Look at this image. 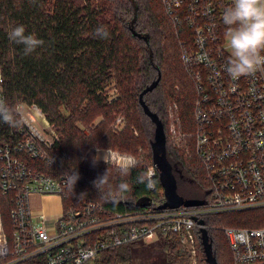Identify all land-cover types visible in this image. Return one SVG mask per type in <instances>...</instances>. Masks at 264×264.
I'll use <instances>...</instances> for the list:
<instances>
[{
	"label": "built area",
	"instance_id": "1",
	"mask_svg": "<svg viewBox=\"0 0 264 264\" xmlns=\"http://www.w3.org/2000/svg\"><path fill=\"white\" fill-rule=\"evenodd\" d=\"M161 2L179 34L191 38L182 40V61L196 91L192 129L183 123L179 106L173 102L166 137L184 158L195 154L201 161L210 190L200 197L205 203L161 208L165 196L156 184L155 164L146 173L152 184L147 183L152 192L147 206L112 211L93 200L65 203L68 178L53 176L33 164L55 162L50 151L59 136L36 103L21 102L13 108L23 126L0 124V190L11 193L14 200L11 239L0 212V264H25L35 256H42L43 264H87L102 250L158 235L177 240L195 255L202 244L201 228H210L209 216L254 210L259 211L254 217L259 226L221 229L228 239L231 264H264V71L235 81L226 71L231 50L222 14L231 0ZM0 96L7 100L1 68ZM117 121L124 118L119 116ZM110 149L115 157L111 166L119 168L129 154ZM133 157L138 164L140 159ZM33 194L61 201L53 225L47 223V214L34 211Z\"/></svg>",
	"mask_w": 264,
	"mask_h": 264
},
{
	"label": "trees",
	"instance_id": "2",
	"mask_svg": "<svg viewBox=\"0 0 264 264\" xmlns=\"http://www.w3.org/2000/svg\"><path fill=\"white\" fill-rule=\"evenodd\" d=\"M134 17V28L141 36L132 32ZM17 24L25 25L27 33H35L44 45L25 56L23 46L9 41L7 36L9 28ZM100 26L109 32L108 39L95 36ZM184 39L191 38L179 34L161 0H0V67L5 95L13 107L21 102L36 103L54 125L59 140L50 154L55 162L33 164L57 177L78 173L75 185L69 182L65 203L93 200L109 210L123 211L138 208V198L152 195L147 182H137L154 164L151 142L155 134V123L144 112L139 95L161 71L157 87L144 96L146 103L159 115L167 131L169 108L176 102L183 123L192 129L196 91L182 61ZM113 83L119 96L109 104L108 87ZM118 108L125 110V116L115 115ZM100 115L104 120L95 124ZM119 116H123L125 124L117 132L113 123ZM1 132L0 128V136ZM96 148H117L138 157L140 162L128 176H121L119 168L101 160L93 162ZM167 154L175 167L179 193L182 194L185 178L193 176L206 191L203 196H207L209 184L198 157L193 154L184 158L169 141ZM107 170L112 188L105 186L99 192L93 181ZM122 181L128 182L131 190L116 195V186ZM156 184L163 188L159 177ZM13 201L11 193L0 190V212L10 239L14 230ZM258 213H232L223 224L259 226L254 218ZM215 219L216 216L206 219L214 254L219 264H231L224 252L226 245L230 250L229 244H224L218 233L223 225ZM175 241L170 258L172 263L183 264L187 262L186 254ZM199 247L203 253L202 244ZM131 260L126 243L100 251L89 264H122ZM24 263L43 264V257L35 256Z\"/></svg>",
	"mask_w": 264,
	"mask_h": 264
},
{
	"label": "clouds",
	"instance_id": "3",
	"mask_svg": "<svg viewBox=\"0 0 264 264\" xmlns=\"http://www.w3.org/2000/svg\"><path fill=\"white\" fill-rule=\"evenodd\" d=\"M35 3V0H31ZM223 24L226 26V37L228 47L231 50V58L228 61L226 71L232 80H238L243 76L254 75L258 71H264V0H231L230 6L226 7L222 14ZM9 41L16 45L23 46V54L29 56L38 48L44 45V40L37 37L35 33H27L23 24L11 26L7 32ZM95 36L99 39H108L109 32L104 26L95 30ZM23 120L18 118L13 106L0 96V124H7L10 127L20 128ZM101 157H94L95 163ZM102 159L109 166L114 163L110 148L104 150ZM137 165L136 159L131 156L123 157L119 172L121 176H128ZM72 186L79 179L78 173L68 175ZM139 183H148L151 187V177L142 174L137 178ZM94 186L101 192L105 186L111 190L108 170L93 181ZM130 185L122 181L116 186L115 194L122 195L130 191ZM112 194L111 191L109 193Z\"/></svg>",
	"mask_w": 264,
	"mask_h": 264
},
{
	"label": "rangeland",
	"instance_id": "4",
	"mask_svg": "<svg viewBox=\"0 0 264 264\" xmlns=\"http://www.w3.org/2000/svg\"><path fill=\"white\" fill-rule=\"evenodd\" d=\"M108 89H109V91H108V95L106 98V102L111 104L116 98H118L119 89L116 87L115 83L110 85L108 87ZM174 98L178 99L176 96H174ZM117 110H120V109L118 108ZM117 110L115 112V115L122 114L123 116H125V114H124L125 110H120V111H117ZM123 116H121V117H123ZM103 120H104L103 116L100 115L96 118L94 123L99 124ZM126 123H127V120H126ZM124 124H125V120L123 122H118L116 120L115 123H113V130H115L117 132L120 131L121 130L120 128H122V126ZM115 125H117V126H115ZM84 128H86V127H84ZM84 131L88 132V129H84ZM138 133L139 132L136 130L137 135H138ZM101 149H104V148H101ZM97 156L102 158L103 153L101 151L100 152L96 151V157ZM101 158L99 159V161L101 160ZM183 185H184L182 187L183 196H185L186 198L199 196V193L190 184L183 182ZM33 204H34V206H37L38 208L41 207L42 205H47L51 209H54V207L58 208V206H60V208H61V201L58 198L55 201L46 200L45 202H44V200L42 202L41 198H34ZM232 213H238V212L215 214V215H211L209 217L211 218V217L216 216V219L214 221H216V223H219V224L221 223L223 225L220 227H224L225 225L223 223L227 222L228 219L230 217H232L231 216V215H233ZM59 214H60V212H56V214H54V213L48 214L47 217H49V219H48L47 223L49 225H53L54 220L52 219V217H56ZM234 215H236V214H234ZM236 216L240 217L238 215H236ZM218 231H219L218 233H220V237L222 239V242L224 244H229L224 230L219 229ZM166 242H168L167 244L169 247L164 245V243L166 244ZM175 243H176V241L173 238H169V237L164 238L161 235H158V237H156L153 240H148V239L146 240V239L142 238V239L132 241L131 243H129V247H130V250L132 253V260L128 263H122V264H177V263H172V260L170 258V252L173 250L172 245H174ZM227 246L228 245H226V251L224 250V252L226 253V255L228 257V260L232 262V253H231V250H229ZM184 253L186 254L185 257L187 258V262H183V264H209L205 260L204 251L202 253V251L199 250L195 255L189 254L185 250H184ZM230 258H231V260H230ZM94 259H92L90 261V263L93 262Z\"/></svg>",
	"mask_w": 264,
	"mask_h": 264
},
{
	"label": "water",
	"instance_id": "5",
	"mask_svg": "<svg viewBox=\"0 0 264 264\" xmlns=\"http://www.w3.org/2000/svg\"><path fill=\"white\" fill-rule=\"evenodd\" d=\"M132 20V32L141 36L134 28V21ZM161 79V71H159L158 77L152 81L139 95V101L143 107L144 112L151 118L155 123V134L151 142L153 151V162L159 171V179L164 189L165 202L160 206L161 208L166 207H178L180 205H201L205 203V199L202 198H186L178 191V179L175 174L174 164L170 161L167 154V137L165 126L159 115L151 110L149 105L145 101V94L152 91L157 87ZM137 206H147L151 204V196L144 195L138 198L135 202ZM203 222V220H201ZM201 241L203 251L205 254V260L209 264H219L213 250V245L209 237L207 228H201Z\"/></svg>",
	"mask_w": 264,
	"mask_h": 264
},
{
	"label": "crops",
	"instance_id": "6",
	"mask_svg": "<svg viewBox=\"0 0 264 264\" xmlns=\"http://www.w3.org/2000/svg\"><path fill=\"white\" fill-rule=\"evenodd\" d=\"M34 198H41L42 202H43V200H44V202L46 200H48V201H55L57 198L55 196H43V197H41V196H39L37 194H33L32 195V207H33L34 211L37 214H39L40 212H43V213H45V214L48 215V214H51V213L56 214V212H60L61 211L60 206H58V208L57 207H54V209H51L47 205H42L41 207L38 208L37 206H34V204H33V199Z\"/></svg>",
	"mask_w": 264,
	"mask_h": 264
},
{
	"label": "flooded vegetation",
	"instance_id": "7",
	"mask_svg": "<svg viewBox=\"0 0 264 264\" xmlns=\"http://www.w3.org/2000/svg\"><path fill=\"white\" fill-rule=\"evenodd\" d=\"M181 175L183 176V174ZM183 182L190 184L192 187H194V189H196V191L199 193V196L197 198H200L203 196L205 190L203 186L196 179H194L193 176H187V178H185Z\"/></svg>",
	"mask_w": 264,
	"mask_h": 264
}]
</instances>
